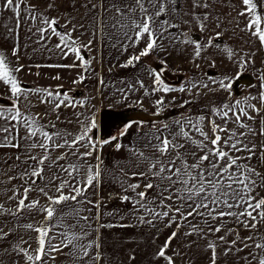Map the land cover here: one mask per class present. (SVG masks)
<instances>
[{"label": "snow or ice", "instance_id": "6c2138e0", "mask_svg": "<svg viewBox=\"0 0 264 264\" xmlns=\"http://www.w3.org/2000/svg\"><path fill=\"white\" fill-rule=\"evenodd\" d=\"M241 3L243 8L237 12V16L245 17L248 23L240 30L258 38L261 45L264 46V12H258V9L264 7V4H261L259 0H241ZM82 6L88 12H92L98 7L91 0ZM38 7L39 0L36 4L30 3L28 0H3L0 3V12L7 9L15 17V27L4 24L6 34H13L17 29L25 26L28 32L36 36V43L41 47H46L41 43L42 41L49 40L53 36L58 37L59 43L54 47L65 58L69 53H74L76 59L82 62L85 71H87L91 61H85L84 57L80 55V51L81 48L90 50L93 41L90 39L87 44H82L78 37L73 38V32L77 30V25L67 19L66 15V22L60 27L67 28L71 24V29L63 33L58 31L59 19L45 14L56 7V0H50L43 12L38 11ZM210 7L209 0H187V3L184 4H181V0H123L122 3H116L113 0V3L107 7L104 0H100L99 23L102 31L106 28L114 30L116 36L114 47L119 45L124 51H127L128 48H135L143 42L144 47L139 49L138 54L130 56L121 67L131 66L134 62H139L142 57L154 54L157 49L167 52L163 43L166 39L170 44L177 41L193 44L195 59L201 58L206 47L213 46V40L218 39L222 32H216L215 37H210L206 44H201L192 41L190 31L184 32L181 25L190 29L195 23L202 32L205 31L212 17L207 12L200 14L197 10H207ZM235 7L233 5L234 10ZM105 13L112 15L110 18L105 17ZM177 21L179 22L177 23ZM215 21L216 27L219 28L221 26L220 18L216 17ZM41 25H46V27ZM236 26L239 27L238 20ZM173 28L177 29V32L170 31ZM123 41H128V43L125 44ZM8 51L13 57H16V67H10L7 53L0 50V87H4L6 92L10 93L8 98L12 101L11 108L0 105V120L4 121L3 124H0V148H26L28 151L23 153L26 156V159L22 161V164L26 166L24 171L16 177L8 176L9 183L13 179L24 181V184L19 187L14 185L8 189L12 193L8 200L16 202L15 210L5 209L4 205L0 204V216L5 212L17 216L25 209L29 212L35 209L45 213L43 220L38 222L39 226H35L33 223L22 225L25 229L37 233L35 238L37 247L29 252L32 239L29 237V240H23L24 244H28V249L14 245L13 250L17 254L23 253L26 260L32 264H47L48 259L55 260L56 257L51 255L54 252L70 255L74 260L83 262V264H99L103 259V253L100 251L101 244L98 242L99 237L97 240H89L88 237L92 231L98 232L99 228L112 227L113 225L101 223L96 229H92L93 217L90 214L95 208L97 209L95 220L102 219L103 197L96 201L90 197L95 194V188L102 183L103 173L107 171L102 157L99 155L94 157L93 154L99 151L98 145L102 146L109 141L98 142L90 135L96 127L95 119L94 117L91 120L87 117L81 119L82 113H75L81 128L80 133L75 136L60 130L50 134L45 130L49 125L39 124L37 117L42 119L40 114L28 113L25 115L22 113L19 102L21 97L28 101L29 94L37 95L41 104L52 105L53 112H56L61 106L76 107L77 105L70 99L67 92L61 94L58 90L53 92L48 89L22 87L21 82L14 75L24 68V65L19 63V49L13 45ZM224 51L230 60L237 56V53L227 46ZM161 62L165 63V61ZM238 62L239 66L244 68L251 61L239 57ZM48 66L71 68L76 65ZM196 66L199 67V64ZM36 67H40V65H36ZM237 75L239 76V73ZM52 78L61 79L58 75ZM208 79L212 83H219L225 90H230L232 87L231 83L224 82L228 79L227 77L220 81L211 77ZM260 79L262 81L260 87L264 89V72L260 73ZM83 80L84 76L81 75L73 83H81ZM100 83L103 84L104 81L101 79ZM154 85L158 87H153L150 91L142 82L140 83V87L145 90V95L154 94L156 91L167 94L172 90L164 85L160 73H155ZM193 88H209V84L192 82L191 87H181L179 91L191 92ZM209 90L212 91V89ZM121 91L123 92V90ZM125 98H127L126 95ZM253 99H258L260 108L251 103ZM185 103H191V101H185ZM155 104L159 109L164 104V98L157 99ZM80 106L83 107V104L81 103ZM183 106L181 105V107ZM249 109L255 112L256 116L251 115ZM230 113L231 115H229ZM212 115H219L222 123L210 120V132L202 126L206 117L199 116L195 119L186 117L176 120L174 124L178 130L165 124L163 129L156 128L150 136L146 134L144 150L129 149L132 157L135 158L137 171L129 174L124 168L119 169L129 180L139 177L141 181H146L143 182V190L138 191L141 188L140 182L126 183L125 180L117 177L122 189V194L117 195H119L121 203L132 205V211L137 214L140 223L152 224L154 220L167 218L166 227L175 223L177 230L183 226V221H187L190 231L186 232L185 236L196 235L200 239H205L210 233L215 237L208 239L205 245V251L211 253L210 264H217L219 255L217 249L222 244L226 245L223 248L225 256L233 253V250L244 252L245 249H248L247 255L240 257L245 264H264V234H261L259 229V226L264 225V196L260 195L258 191V189H264V172L258 168L259 164H264V139H261L259 143L253 139L256 136L264 137V92H261L259 97L249 96L243 102L236 99L234 103L224 104L221 107L214 106ZM257 117H260L258 129L248 123V121L255 122ZM56 119H60L59 114ZM229 123L233 125L232 128L227 126ZM25 125L28 130L26 135H22L20 128ZM50 126L56 127L55 124ZM130 126H126L121 135L126 134L127 127ZM193 130L199 138H194L191 135ZM38 136L43 137V140H39ZM23 141H30V143L25 144L22 143ZM121 147V144H116L117 150ZM37 148L42 150V155L31 152L32 149ZM82 148L85 150L80 151ZM58 149H66V151L61 152L53 159L51 153ZM147 152H151V154H146ZM244 153L247 155H243ZM254 157L257 160V165L252 163ZM90 158H94L96 163H91ZM15 159L20 161L21 155L17 154ZM30 161H35V164L29 163ZM60 161H67V164H60ZM45 166L52 170V175L44 186H40L38 180L45 179L43 175ZM117 166L119 167V162H117ZM12 167L9 165V170ZM4 174L7 175V173ZM0 183L3 182L0 181ZM48 189L53 192L52 195H49ZM33 191H37L47 198V206L40 205L38 199L29 200V194ZM26 201L29 202L26 203ZM57 205H63V207L57 208L55 207ZM86 205H91V207H84ZM85 211L89 215H82ZM140 213H146L151 218H146ZM107 215H118V213L114 211ZM197 216L202 218L207 230L200 227L199 224L192 223V220H195ZM190 217L192 220H189ZM225 217L231 218L237 226L242 225L249 235L241 236L238 227H229ZM178 218L180 222H178ZM57 229L61 230L57 231ZM218 233L222 234L216 235ZM9 234L10 231L5 232L3 228H0V240L5 239ZM229 235H234V239L229 241ZM177 236L178 231H173L156 253V256L163 258L166 264H175L174 257L183 255L175 250L172 256L166 255V250ZM57 237L61 238L59 243H53ZM193 243L195 241L185 242V247L190 248ZM65 248L69 249L68 253H64ZM93 250L95 251L93 252Z\"/></svg>", "mask_w": 264, "mask_h": 264}, {"label": "rangeland", "instance_id": "374dc122", "mask_svg": "<svg viewBox=\"0 0 264 264\" xmlns=\"http://www.w3.org/2000/svg\"><path fill=\"white\" fill-rule=\"evenodd\" d=\"M2 2L3 0H0V3ZM259 2L261 4H264V0H259ZM184 3H187V0H181V4ZM209 3L211 4L210 9L197 10V12L200 14L207 12L210 17H212V20L205 31L202 32L200 28L196 26L195 23L191 26L190 29L187 26H182L184 28V32L190 31V39L192 41H196L201 44H206L207 40L210 37H215L216 32H222V35L218 39L213 40V46L206 47L205 51L202 53V57L194 59V45L182 43V63L180 62L179 64L180 60L178 59L177 55H174V58L172 56L173 62L163 58L169 68L168 69L166 67L168 71L171 70L186 72L183 76H181V79H184V84L182 86L170 87V84L165 85V83L163 82L165 86L172 89L167 94L163 93L162 91H156L154 94L145 95L144 88L140 87L141 82L150 91L151 89H153V87H158L154 85L155 74L148 70L145 65H143L139 61L140 64H136L134 67V74L132 76H129L127 80L125 75H120V73L116 75V72L118 70L123 72L131 70V67L133 65L128 67H121L122 64L126 63V58L123 57L119 61H114L110 59L103 60L107 55L119 52L117 45V48L113 46L112 49H110V47H108V50L106 52L104 51L102 54L103 59L96 58L94 61L92 60L93 69H95L97 73L101 75L92 74L91 76L89 75V79L92 78L93 80L97 78L96 86L97 89L100 90L98 92L93 93L92 96L88 98V100H86V103L88 105L93 103L96 109L103 105L104 107L111 106L115 109L125 105H133L136 108L144 110L148 114L169 113V116H173V118L179 114H183L188 111L187 117H192L193 119L199 116H205L206 119L202 126L205 128L206 131L210 132V120H215L217 123H222L221 117L219 115H212V108L214 106L221 107L224 104L234 103L235 99H239L243 102L245 98L249 96L259 97L261 92H264V89L260 87L262 83L260 79V73L264 72V46L261 45L258 38L253 37L250 34H246L245 32H242L240 30L241 28H244L245 25L248 23L245 17L237 16V12L242 9L241 6L243 5L240 3L239 0H209ZM233 5L236 6L235 10L233 9ZM258 12H264V7L259 8ZM216 17L220 18L221 26L219 28L216 27ZM237 20L239 21V27L236 26ZM4 24H8L9 27H15V17L7 9H4L2 12H0V50H4L7 53V58L10 61V67L15 68V57H13L11 55V52L8 50L13 45H15L18 29L13 34H6ZM217 45L219 47H216ZM225 46L233 49L237 53V56L230 60L227 56V53L224 51ZM159 51L160 50L157 49V51L155 52L158 56L160 55L158 54ZM239 57H243L244 59L250 60L251 62L248 63L244 68H241L238 62ZM152 61L150 60L151 67L156 64L155 61ZM197 64H199V67L196 66ZM239 67L241 69H244V72L241 71ZM205 69L206 71H204ZM26 71L28 70L23 68L21 72L16 73L18 75H16L15 73L14 75H16L19 81L23 80L24 82L25 80L23 76L25 73H27ZM238 73L239 76L237 75ZM166 75L168 74L166 73ZM80 76L81 75L79 74L78 77ZM240 76L243 80H241L239 84H236V79ZM71 77L72 78L69 81L70 87L68 89H70V91L74 94L78 91H80V93H83L81 90L78 89L81 83H73V81L76 80L78 77L74 78L73 75ZM166 77L168 78V76ZM209 77L213 78L216 81H220L222 78L227 77L228 79L224 82L232 83L231 91L225 90L220 86L219 83H212L208 79ZM172 78L173 79H171V81L175 82L176 78ZM101 79L104 81L103 84L100 83ZM181 79L179 80V82L181 81ZM192 82H206L209 84V88H193L191 92L179 91L181 87H191ZM209 89H212V91H210ZM121 90H123V92ZM70 91L68 90V92ZM197 92H199L200 94L197 95ZM9 95L10 93H7L4 87H0V105L5 106L6 108H11L12 105L10 106L9 104L11 101L8 98ZM125 95L127 98H125ZM161 97L164 98V104L158 109L155 104V101ZM185 101H191V103L186 104ZM251 103L256 105L257 108L261 107L258 99L251 100ZM181 105L184 106L181 107ZM249 111L251 115L256 116L255 112H252L250 109ZM229 115H231V113ZM259 121L260 117H257L255 122L248 121V123L252 124L253 127L258 129L260 127ZM3 123L4 121L0 120V124ZM169 123L170 121H167L166 124ZM129 125H131L132 127L130 129L138 130V133L141 134V144L138 147H140L141 150H144L143 146L146 143V134L147 136H149L148 127L146 126L156 128L158 124L143 125V123L139 121H132ZM174 125L175 124H172V128L174 127ZM227 126L229 128L233 127L231 123H229ZM26 127L27 125L23 127L24 132H26ZM191 135H193L194 138H199L198 134L194 130L192 131ZM253 139L257 143H259V141L261 139H264V137L256 136ZM115 142L116 139L112 140L110 146L113 145V143ZM25 152L27 151H24L23 153ZM31 152L34 154V151ZM149 153L151 154V152ZM95 154L100 156V151L94 152L93 156ZM243 155H247V153H244ZM23 157H25L24 154ZM6 158H8L7 155H0V181L3 182L0 183V204H3L5 209L11 208L15 210L16 202L8 200V197L12 195V193L8 191V189L12 188V186L14 185L19 187L21 184H19V179H13L9 183L8 176L11 175L13 177H16L20 172L13 171V167L11 168V170H9V164H7L8 162L5 163ZM189 159L191 158L189 157ZM32 163L34 165V161ZM252 163L253 165H257V160L255 157L253 158ZM25 167L26 166L23 164L20 165L21 172L24 171ZM134 168H136L135 163ZM258 168L261 172H264V164H259ZM29 171H31V169H29ZM4 173H7V175H5ZM61 175L63 176V173H61ZM137 179L140 180V178ZM137 182L141 183V188L138 189V191L143 190V182L146 181ZM4 184H6L5 187ZM22 184H24V181H22ZM258 191L260 192V195L264 196V189H258ZM94 192L95 194L91 195L90 197L93 201L99 200L101 197H103V207L101 210L103 215L101 220H95V217L97 215V209L93 208L90 214L93 217L92 229H96L101 223L104 225H113L112 227L99 228L98 231H105L109 233L108 235L104 234L103 243L98 240L100 244L102 243L100 251L103 253V260L110 261L111 259L117 258L123 259L125 264H152L151 261L147 262V260L150 259V255L147 254L148 251H144V246L142 245L143 243H151V238H155L156 243L159 242V223H164V221L154 220L152 224L140 223L137 219V214L132 211V205L130 203H121L119 195L117 194H122V192L118 191L117 189L104 190L101 189V187L97 186ZM50 194H53V192L51 191ZM37 196H39L37 194V191H33L29 194V200H34V198ZM28 202L29 201H26V203ZM116 205H118L120 208L116 211L118 215H107V213L113 212V208H115ZM86 206L90 207V205ZM140 214L145 215L146 218H151L146 213ZM41 215L44 217L45 213H42ZM82 215H89V213L85 211L82 213ZM121 217H123V219H121ZM224 219L226 220L227 224L233 223L231 218L226 217ZM34 221V210L29 212L27 209H25L22 213L17 216L5 212L4 215L0 216V228H3L5 232L10 231V234L5 239L0 240V253H3V255H0V264H32V262H28L26 260V257L23 255V253L17 254V252L13 250V246L19 245L21 248L28 249V244H24L23 240H29V237H31V249H29V252L34 249V243H36L34 241L37 236V233L29 231L22 226L28 223L34 224ZM81 223L84 222L81 221ZM192 223L199 224L200 227L205 226L201 217H199L197 220H192ZM182 225L183 228H190L187 221H183ZM35 226H38V224ZM137 227L142 229L141 232L136 235L137 237L129 235L132 233V228L135 229ZM59 230L57 229V231ZM98 232L92 231L88 239L97 240V237H100ZM220 234L222 233H218L216 235ZM214 238L215 237H213V239ZM60 239V237H57V239L54 240L53 243H59ZM232 239H234V235H229L228 240L230 241ZM188 241H190V236L184 235V245L185 242ZM132 242H134L132 245L134 246V251L130 254L132 246L129 245ZM110 243L114 244V246L116 244L120 245L119 249H117V252L114 251L115 249L108 250ZM225 246L222 244L220 248L217 249V252L219 254L217 259L218 264H245L244 260L239 259V256L234 254V251L233 253H230L227 256L223 255V248H225ZM124 248L126 249L124 250ZM195 248L196 250L193 252L192 250L184 251L182 255L183 264H210L209 256H207V253H205V251H201L202 247L199 246ZM64 253H68L66 248L64 249ZM191 254L193 255V260L192 258H190ZM51 255L55 256L56 259H48L47 264H64V260H67V256H69L66 254H61L60 252H54L51 253ZM191 261L194 262L191 263ZM154 263H157V261H154Z\"/></svg>", "mask_w": 264, "mask_h": 264}, {"label": "crops", "instance_id": "0c3cea01", "mask_svg": "<svg viewBox=\"0 0 264 264\" xmlns=\"http://www.w3.org/2000/svg\"><path fill=\"white\" fill-rule=\"evenodd\" d=\"M239 1L241 3V0H239ZM28 2L36 4L38 2V0H28ZM48 2H50V0H39L38 11L43 12L45 10V6ZM91 2L94 4H97L98 7L96 9H94L92 12H88L87 9L82 6V5L88 4V0H56V7L45 13L49 17H55V18L59 19V25H57L58 31L63 33V32H67L71 29V24L67 28L60 27V25H63L66 22L65 21V15H66L67 19H70L73 24L77 25V30L73 32V38L78 37L79 41L82 44H87V42L90 39L93 41L92 45L90 46V50L81 48V51H80V55L82 57H84L85 61H91V64H90L87 71H85L82 62L80 60L76 59V56L74 53H69V55L65 58L60 53V51L54 47L57 43H59L58 37L53 36L49 40L42 41L41 43L45 44L46 47H41L40 44L36 43V39H37L36 36H34V35H32V33L28 32L27 28L25 26H22L21 28H19L17 30V39L15 41V46H17L19 49V63L21 65H24V68L26 70H28V71H26L27 73H25L23 76L25 81L23 82V80H20L22 87L28 88V89H37V88L38 89H48V90H51L53 92L58 90L61 94L67 92L69 94L70 99L73 100L74 102H76L77 106L76 107L61 106L60 109H57L56 112H53L52 111V105L47 104V103L41 104L39 102V98L37 95L29 94L28 101H25L23 99V97H21V100L19 102V107L21 109V112L24 113L25 115H27L28 113H31L33 115L40 114V116H42V119L38 116L37 117L38 122H39V124L49 125V127H47L45 130L48 131L50 134L56 132L57 130H60L63 132L71 133L72 136L78 135L81 131V128H80V125L77 121L75 113H82L83 116L81 117V119H83L84 117H87L89 120H91V118L94 117L96 127L92 130V133H90V135H92L94 137V139L98 142L104 141V140L109 141V143L102 145V146H107V147H102V146L98 145L99 151H100V156L104 160V167L107 169V171H105L103 173L102 183L99 184L98 186L104 190H106V189H109V190L117 189L118 191L122 192L120 184L118 183V181L116 179L117 177L119 179L125 180L126 183H136L137 181H141V180L137 179L139 177H135V178H132L129 180L126 177H124L123 173L120 172V170H119L120 168H124L126 171L129 172V174H131V172L137 171V169L134 168L135 158L132 157L129 149L130 148H140L138 146L141 144V141H140L141 140V134L138 133V130L130 129V128H132L131 126L127 127L126 134L121 135V133L124 132L126 125L127 124L129 125L130 122H132V121H139V122L143 123V125L144 124L147 125V124L145 123L146 119L145 120H133L131 118V116H129V115H126V116H123V115L118 116V114L109 115V113L111 114L113 111L118 112V111H123V110L129 109L130 107H134L133 105H125V106H122V107H119L116 109L112 108L111 106L104 107V105H103V106L96 109V107L93 105V103L90 105H88L86 103V100H88V98H90L93 93L98 92L100 90V89H97V86H96L97 78H95L93 80H92V78L89 79V77L92 74H94V75L98 74L97 71L95 69H93L92 63L96 58L103 59V57H102L103 52L104 51L106 52L108 50L107 49L108 47H110V49H112L113 44L116 42V36L114 35V30L112 28H106L102 31L101 25L99 23V20H100V9H99L100 0H91ZM115 2L116 3H122L123 0H115ZM111 3H113V0H104V4L106 7L109 6ZM178 7H179V5H178ZM241 7L243 8V6H241ZM104 15H105V17L110 18V16L112 14L111 13H105ZM163 18H168V17H163ZM109 22H111V21L109 20ZM178 22L179 21H177V23ZM81 25H83V26L81 27ZM41 26L46 27V25H41ZM181 28H182V30H184L182 25H181ZM170 31L177 32V29L173 28ZM81 33H83V35H81ZM123 43L126 44V43H128V41H123ZM163 43H164V46H167L166 47L167 52L159 51L158 54H160L161 56L160 55L158 56L156 53L149 54L148 56L142 57L140 60V63L145 65L148 68V70H150L154 74L160 73L161 74V80L165 83V85L170 84L169 85L170 87H174V86L180 87L184 84V79H181V76H183L184 73H186V72H184V71H171V70L168 71L166 69V67L168 68L167 63L165 60H163V58L168 59L171 62H173L172 56L174 58V55H177L178 59L180 60L179 64H180V62L182 63V43L177 41L174 44H170L167 39L164 40ZM143 47H144V44H143V42H141L137 47L128 48L127 51H124L123 48H121L118 45V51L119 52L112 53L111 55H107L103 60L110 59V60H114V61H119L123 57L128 60V58L130 56H132L133 54H138L139 49H142ZM49 49H51V51H49ZM65 51H67V49H65ZM14 59L16 60V57ZM150 60L151 61L154 60L156 62V64L153 67L150 66ZM154 61H152V62H154ZM161 61H165V63H162ZM140 63L134 62L133 66L131 67V70H127L124 72L118 70L116 72V75L119 73H120V75H125L126 79L128 80V77L132 76L134 74L135 65L140 64ZM73 64H75L76 66L71 67V68L49 67L48 66V65L54 66V65H73ZM36 65H40V67H36ZM162 68L165 70H163ZM233 69H235V68H233ZM245 69H247V68H245ZM240 70L244 72V69L240 68ZM204 71H206V69ZM166 73L168 75H166ZM79 74L84 76V81L81 82L80 86L78 87V89L81 90L83 93H80V91H78L74 94L70 91V89H68L70 87L69 81L71 80L72 75L74 76V78H77ZM105 74H108V73H105ZM16 75H18V74H16ZM57 75L60 76L61 79L57 80V79L52 78V77H55ZM98 75H101V74H98ZM166 76H168V78ZM172 77L176 78L175 82L171 81V79H173ZM180 79H181V81L179 82ZM231 85H232V83H231ZM246 87H250V86H246ZM68 90L70 92H68ZM230 91H231V89H230ZM48 99H51V98H48ZM29 101H30V103H29ZM81 103L83 104V107L80 106ZM9 104L11 106L12 101H10ZM45 113H46V115H45ZM104 113H105V115H104ZM107 113H108V115L106 116ZM57 114H59V117H60L59 120L56 119ZM166 114L168 115L169 113H166ZM187 115H188V111H186L183 114H179V115L175 116L174 118H173V116L172 117L169 116L168 120H166L164 122L163 121L159 122V124L157 125L156 128L163 129V127L167 123V121L168 122L170 121V123L168 125H170L172 127V124H174V122L176 120L184 119L187 117ZM68 121H71V123H68ZM13 123H15V122H13ZM51 124H55L56 127L55 128L51 127L50 126ZM104 126L107 130L105 132H104ZM18 127H19V125H18ZM146 127H148V135L149 136L156 129V128L150 127V126H146ZM25 129H26L25 130L26 132H24L23 127L20 128L22 135H26L28 128L26 127ZM173 129L177 130L175 125H174ZM104 135H108V136L104 137ZM38 138H39V140H43V137L38 136ZM113 138L116 139V142L110 146L111 141L114 140ZM195 138H197V137H195ZM69 139H71V137H69ZM22 143H24V141ZM25 143H28V141H25ZM29 143H30V141H29ZM117 143L122 145V147L119 150L116 149ZM84 150L85 149H83V148L80 149V151H84ZM24 151H28V149H26V148L14 149V148H10V147L9 148H0V155L4 154V155H7L8 158L11 157V159H8V158L5 159L8 162L7 164L13 166V169H14L13 171L21 172L20 165L22 164V161H24L26 159V156L23 157ZM31 151H34V154H41V155L43 154L42 150L39 148L32 149ZM63 151H66V149H58V150L53 151L51 153L52 158L54 159L58 154H60ZM17 154L21 155L20 161H17L15 159V156ZM146 154L150 155L149 152H147ZM12 156H13V158H12ZM95 156H96V154L94 155V157ZM72 159H75V157H72ZM32 162L33 161H30L29 163L33 164ZM94 162H95V159L92 158L91 163H94ZM117 162H119V167L117 166ZM59 163L66 165L67 161H60ZM34 164H35V161H34ZM43 175H44L45 179L44 180H38V184L40 186H44L47 183V179L49 177H51V175H52V170L49 169L47 166H45V170H44ZM33 179H36V178H33ZM19 184L22 185V180H20V179H19ZM5 186H6V184H4V187ZM48 191L50 194L51 190L48 189ZM37 194L39 196L35 197L34 200L38 199L40 202V205L47 206V204H48L47 198L42 196L41 194H39V192H37ZM129 194H131V193H129ZM50 195H52V194H50ZM55 207L61 208L62 205H57ZM84 207H87V206H84ZM90 207H91V205H90ZM118 209H120V208L118 205H116V207L113 208V212L114 211L116 212ZM158 210L160 211L161 209H158ZM41 214H42V212L34 209V220H35L34 224L35 225L38 224V226H39L38 222L43 220V218H42L43 216ZM106 217H108V216H106ZM116 217H118V216H116ZM198 218H199V216H197L195 220H197ZM189 219H192V218L190 217ZM163 221H164V223L163 222L161 224L159 223V229H158L159 234H160L159 235V237H160L159 242L156 243L155 238H151L150 239L151 243H149V244L143 243V245H142V246H144V251H148L147 254L150 255V259L147 260V262L151 261L152 264H166V261L163 258H158L156 256V253L158 252L159 248L164 245L165 241L168 239V237L171 235V233L173 231H178V236L176 239H174L172 241L169 248L166 250V255H168V256H172L174 250L181 252L183 254L184 251H189V250L191 251L192 250V252H193L196 250L195 247H199V246L202 247L201 251H205V245H206L207 240L213 239V236L210 233L207 235V238H205V239H200L196 235H193V236H190V241H195V243H193L190 248L185 247V245L183 243V236L185 235L186 232L190 231V228L180 227L179 230H177V226L175 223H173L170 227H166V224L168 223L167 218H165ZM178 222H180L179 218H178ZM228 226L229 227H238V231H239L241 236L249 235V232L247 230H245L242 225L237 226L234 223H231V224H228ZM202 228H205V230H207L206 226H203ZM259 229H260V233L264 234V225L259 226ZM141 230L142 229H140L139 227H137L135 229L132 228V230H131L132 233L129 235H133V236L137 237L136 235H138L139 232H141ZM98 234L100 235L99 241H101L103 243L104 234L108 235L109 233L102 231V232H98ZM34 242H36V241H34ZM110 242H111V240H110ZM102 243H101V245H102ZM133 243L134 242H132L131 244L129 243L130 244L129 246H132ZM105 246H106V244H105ZM119 246L120 245H118V244H116L114 246V244L110 243L108 250L115 249L114 251L117 252V249H119ZM36 247H37V245H36V243H34V249ZM133 248H134V246L131 247L130 254L134 251ZM125 249L126 248H124V250ZM66 250H67V252H69V249L66 248ZM233 251H234V254L238 255L239 259H240V257L247 255V252L249 250L245 249L244 252H235V250H233ZM93 252H94V250H93ZM111 253H112V251H111ZM205 253H207V256H209V262H210V255H211L210 251H205ZM234 254H232V255H234ZM67 257H68L67 260H64V264H83V262H79V261L74 260L73 257L70 255ZM190 258H192V260H193L192 254L190 255ZM241 260H243V259H241ZM154 261H157V263H154ZM174 262H175V264H181V263L183 264L182 256H175ZM193 262L194 261H191V263H193ZM99 264H125V263H124L123 259H117L116 258V259H111L110 261H106V260L102 259L99 262Z\"/></svg>", "mask_w": 264, "mask_h": 264}, {"label": "trees", "instance_id": "16d2710c", "mask_svg": "<svg viewBox=\"0 0 264 264\" xmlns=\"http://www.w3.org/2000/svg\"><path fill=\"white\" fill-rule=\"evenodd\" d=\"M242 80L241 76L238 77L236 79V84H239V82ZM118 114V116L123 115H129V116H138V115H146L147 119L145 121L146 124H159V122H164L166 120L169 119V114H165V113H161V114H148L147 112H145L144 110L140 109V108H136V107H130L129 109L123 110V111H113L111 114L109 113V115H115ZM105 115V113H104ZM108 115V113L106 114V116ZM105 125V124H104ZM110 130V129H109ZM108 130V131H109ZM107 131L105 126H104V132ZM108 135H104V137H106Z\"/></svg>", "mask_w": 264, "mask_h": 264}, {"label": "water", "instance_id": "95a60500", "mask_svg": "<svg viewBox=\"0 0 264 264\" xmlns=\"http://www.w3.org/2000/svg\"><path fill=\"white\" fill-rule=\"evenodd\" d=\"M146 117H147L146 115L131 116V118L133 120H145L148 118V117L147 118Z\"/></svg>", "mask_w": 264, "mask_h": 264}]
</instances>
